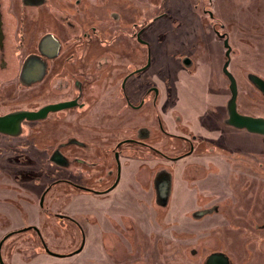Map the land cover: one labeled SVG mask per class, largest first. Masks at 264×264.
I'll use <instances>...</instances> for the list:
<instances>
[{
  "label": "flooded vegetation",
  "instance_id": "flooded-vegetation-1",
  "mask_svg": "<svg viewBox=\"0 0 264 264\" xmlns=\"http://www.w3.org/2000/svg\"><path fill=\"white\" fill-rule=\"evenodd\" d=\"M12 1L0 0V118L17 111L62 106L48 110L42 118L23 119L15 134L0 131V155L4 157H0V188L3 183L10 187V180L26 185L47 173L53 178L41 191L40 208L57 183H65L73 190L55 195L58 200L68 197L60 203L61 210L73 199H81L84 206L91 205L88 198L96 206L108 204L104 207L106 229L117 232L118 220H126L122 235L119 233V249L123 251L119 264H154L153 255L148 254L152 251L141 248V216L161 221V208L171 215V198L178 181L176 168L183 165V170L190 167L195 172L199 166L211 170L215 165L220 170L226 158L233 159L228 167H237L234 156H240L241 149L238 144L226 142L223 131L225 125L244 130L225 122L228 100L224 99V78L230 97L229 79L224 72L225 39L230 46L227 70L237 86L236 110L264 117L239 109L238 73L237 68H231V55L235 52L231 34L236 32L239 42L247 35L245 29L241 32V27H234L231 33L227 31L224 20L209 12L212 4L202 3L203 0L193 9H187L183 2L177 8L171 1L165 10L157 3L146 6L145 0H20L19 9ZM215 15L221 20H215ZM253 39L262 41L259 37ZM21 50L23 59L17 69L16 57ZM238 70L242 72L239 67ZM244 72L263 101V92L249 79L250 75H260L250 68ZM198 80L204 86L195 82ZM18 86L25 88L21 98ZM0 127L14 129L15 124L0 121ZM209 155L205 164L194 160ZM179 175L180 184L203 188L199 178L188 181ZM127 189H133L131 204L137 205L132 212L128 202L122 209L112 204L119 200L122 204L129 193ZM80 195L87 198H79ZM221 195L217 192L214 198ZM27 197L20 198L25 210L30 203ZM198 199L199 207L193 210L192 217L204 219V228L196 233L191 226L179 227L177 214L181 206L173 210L171 221L162 219L170 227L172 257L181 258L177 253L182 246L177 232L188 237L202 234L199 244L184 248L185 259L171 264H264V237L261 241L255 237L262 235L264 221L257 223L254 219L256 223L248 229L246 238L241 232L246 229L242 220L237 224L242 210L237 194L226 193L221 199L226 211H219L216 202L202 207ZM3 200L22 207L8 197ZM96 201L102 203L97 205ZM249 203V213L241 219L251 218L257 209H263L264 197L253 195ZM141 204L148 206L141 208ZM92 210L86 215H95ZM44 212L50 214L48 208ZM52 214L63 229L79 235L75 249L67 253L49 249L40 229L28 224L0 237L2 263L6 264L2 249L10 240V247L27 249L36 244L35 249L57 257L83 251L87 235L76 214ZM215 216L219 217L218 222L207 227L206 221ZM247 239L252 244L244 243Z\"/></svg>",
  "mask_w": 264,
  "mask_h": 264
},
{
  "label": "rangeland",
  "instance_id": "rangeland-1",
  "mask_svg": "<svg viewBox=\"0 0 264 264\" xmlns=\"http://www.w3.org/2000/svg\"><path fill=\"white\" fill-rule=\"evenodd\" d=\"M12 1V0H11ZM20 0H13V3H16L17 9L18 3ZM173 4L179 8L181 3L187 6V9H193L195 4H200V0H145L144 4L150 5L151 3L160 4L163 10L168 9V6ZM151 2V3H150ZM181 2V3H180ZM212 4L209 12H214L219 17H221L226 26V30L232 32V29L240 28L241 32H244L242 29H245L247 35L242 36L239 39L236 36V32L231 34L232 43L235 48V52L232 53V62L231 68L234 67L238 73V101H239V109L241 110H251L257 114L264 115V100L262 101L259 98L258 92L256 89L249 84L247 80V76L245 75L244 70L250 68L252 72L258 73L261 77L264 78V0H203L202 3ZM216 3V7L215 4ZM257 6V7H256ZM194 20L195 17H193ZM217 18L215 15V20ZM235 36V38H234ZM207 37L212 38L211 33L209 32ZM253 37H259L262 41L255 40ZM246 46V47H244ZM215 47V46H214ZM218 47V46H217ZM216 48V47H215ZM244 49L246 51V56H244L241 51ZM217 49V48H216ZM221 50V48H220ZM24 52L23 50L20 51ZM219 52V47H218ZM238 56H235V55ZM23 53L18 54L16 57V68L19 69V66L22 62ZM245 57V59H243ZM248 66V68L246 67ZM238 67L242 69V72L238 70ZM206 73V72H204ZM182 76H179V78ZM185 78V76H184ZM204 81V80H203ZM199 84L203 85L202 80L195 81ZM204 86V85H203ZM24 87H19L17 89L18 97H23L24 95ZM229 98V91L227 89V79L224 78V99L227 101ZM23 100V99H22ZM261 101V102H260ZM24 104V102L19 103V105ZM252 106L258 107L257 109L252 108ZM227 116L225 111V117ZM223 131L225 132V136L229 144H238L241 153L240 156L235 155L234 164L237 165L236 169L232 170L227 164H233V159L229 160L226 158L222 163V168H217L213 165L211 170L204 169L203 166H199V170L194 172L189 168H185L183 170V165L176 168L178 173L177 181L179 184L174 190V195L171 198V215H168V212H164L161 208L162 214L160 218L165 219V221H171L173 216V210L179 206L178 214L180 225L183 229V226H191L194 230H191L193 233H196L198 229L204 228V219H194L192 217L193 210L199 207L196 203L197 198L198 204L200 206H211L215 202L218 204L219 211H226V205L224 202H221L223 196L226 193H229L231 196H235L237 194L241 199L238 200L241 205V218L245 213H249V203L252 196L256 198L264 197V137L258 135H252L250 133L245 132L244 130H233L226 125L224 126ZM250 151V152H249ZM232 155V154H230ZM3 159L4 157L0 155ZM211 156H203L200 158H195L197 162L205 164L207 159H210ZM214 159H217L213 156ZM229 162H228V161ZM185 163V161L183 162ZM220 163V164H222ZM2 167V166H1ZM42 175L33 179V181L28 182L25 185L24 183H19V180L12 181L10 180V187L3 186V183L0 188V197H2V201H0V213H2L4 217H8V219H4V217H0V237L7 231L24 226V225H35L40 229L43 233V237L45 238V242L49 249L56 251L58 253H67L72 251L77 247L78 241L76 240L79 235L74 234V232L70 229H63L62 224L57 223L55 216H53V212H63L71 215H75L78 217L80 223L86 231V241L85 248L83 251L73 254L71 256H52L50 254H46L40 248H34L33 245L31 248H13L10 247V241L6 242V245L2 249V257L6 264H119L120 258L123 254V251L119 249L121 246L119 245L120 239L122 240V228L126 225V220H118V224H116L118 231L110 232L109 227H107V223L104 222V207L107 205H103L102 202L96 201L95 205L94 200L88 198L92 203L91 205L84 206V201H80L81 199H73L71 204L68 205L65 210L59 209L62 202L66 200L68 197L64 195V197L60 200L55 198V195L58 193L62 194L63 192H72L73 190L65 183H57L45 196L44 199V207L40 208L38 205L39 196L43 188L47 185V183L53 178V176L47 173H41ZM185 177V180H191L193 178H199V184L203 188H190L186 183L180 184V175ZM19 179H21L19 177ZM41 180L40 183L38 180ZM251 181V182H250ZM183 182V181H182ZM251 185V187H246ZM205 186V187H204ZM255 186V188H253ZM229 188V191L227 190ZM207 188V189H206ZM246 189V190H245ZM61 190L60 192H58ZM128 194L124 196L121 200L113 202V206L116 209H122V206L125 207L128 202L127 207H130V211H134L136 208L131 204V195L130 192H133V189H127ZM225 190V191H224ZM78 191V190H75ZM224 191V192H223ZM209 192V193H208ZM217 192H221V197L214 198ZM206 195V197L204 196ZM27 195L30 203H28V208L25 210V202L23 199H20ZM197 195H199L197 197ZM256 195V196H255ZM8 197L12 200H16L19 205L22 207H14L11 204H7L3 199ZM79 198L86 199L85 196H78ZM175 199H180V202L176 203ZM261 199H258V201ZM182 201V202H181ZM61 203V204H60ZM80 203V205H79ZM94 203V204H93ZM249 205V206H248ZM50 206V207H49ZM51 206L52 210H51ZM65 206V205H62ZM147 204H141V208L147 207ZM24 207V208H23ZM90 207V208H89ZM246 207V208H244ZM50 211L49 213H45V209ZM94 209L95 215H86L85 212L93 211ZM263 209H257L258 213L253 217L249 218L248 216L241 219L244 224L243 227L246 229L241 230L244 233V236L247 238L249 232L248 229L254 227L256 221L260 223V221H264V204L262 203ZM26 212L28 214H26ZM52 212V213H51ZM181 212V215L179 214ZM261 212V214H260ZM165 213V214H164ZM25 214L27 216H25ZM86 215V218H85ZM143 220L142 226H140L139 238L141 242V248L144 252L147 250L152 251L148 254H152L154 257V264H171V262H176V260H182L184 258V248L186 246H196L199 244L202 239V234L197 233L191 237H188L184 233L177 232V240L178 243H181L182 246L177 252L181 258L177 255L175 257L171 256L169 245L172 243V238L170 236V227L169 224H164V220H145L144 216H141ZM219 217L215 216L213 218H209L207 222V227H211L213 222H218ZM256 219V221L254 220ZM158 221V222H157ZM60 225V226H59ZM160 225V226H159ZM162 226V227H161ZM159 227L162 228L158 229ZM164 227V228H163ZM177 227V228H179ZM242 228V227H241ZM106 229V230H105ZM157 232V233H156ZM118 234L117 236L114 234ZM121 235H120V234ZM262 235L255 236L258 241H261L262 237H264V231H261ZM78 236V237H77ZM131 236V235H130ZM191 238V239H189ZM113 239H115L118 246L115 245ZM176 240V241H177ZM250 243V240L244 243ZM240 243L243 244V240H240ZM254 243V241H253ZM252 244V243H250ZM118 247V249H117ZM22 249V250H21ZM123 250V249H122ZM186 250V256L188 257V252ZM139 263V262H138Z\"/></svg>",
  "mask_w": 264,
  "mask_h": 264
},
{
  "label": "water",
  "instance_id": "water-1",
  "mask_svg": "<svg viewBox=\"0 0 264 264\" xmlns=\"http://www.w3.org/2000/svg\"><path fill=\"white\" fill-rule=\"evenodd\" d=\"M224 45L226 47V61L224 63V72L226 76L229 79V90H230V97L227 101V117H226V124L234 126L235 128L244 129L248 132L256 133L264 135V117L262 116H251V115H245L241 114L236 110V97H237V86L236 81L232 74L227 70V64L229 59V52H230V46L227 42V40H224ZM25 66V62L23 63V68ZM249 79L253 82V84L263 92L264 94V79L261 78L258 75H250ZM61 104H55L48 107H42L34 112L29 111H17L8 115H5L0 118V121L3 123H12L13 126L15 124L14 129H6L3 127H0V131L9 133V134H15L16 130L19 128V123L23 119H37L42 118L48 110H58L61 108ZM1 264L2 261L0 259Z\"/></svg>",
  "mask_w": 264,
  "mask_h": 264
},
{
  "label": "crops",
  "instance_id": "crops-1",
  "mask_svg": "<svg viewBox=\"0 0 264 264\" xmlns=\"http://www.w3.org/2000/svg\"><path fill=\"white\" fill-rule=\"evenodd\" d=\"M238 43H239V42H238ZM239 44H240V43H239ZM241 44H243V43H241ZM241 44H240V45H241ZM244 47H246V46H244ZM241 51H242V53H244V54H243L244 56L247 55V54H246V51H245L244 49L242 50V48H241ZM243 59H245V57H243ZM246 67L248 68V66H246ZM178 184H179L178 182L175 183V188L178 186ZM175 200H176V203L180 202V199H175ZM177 201H178V202H177ZM181 202H182V201H181Z\"/></svg>",
  "mask_w": 264,
  "mask_h": 264
}]
</instances>
